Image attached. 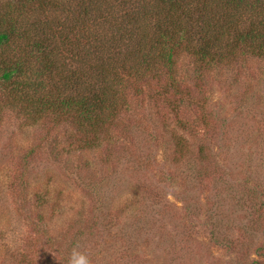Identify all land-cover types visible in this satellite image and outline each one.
I'll return each mask as SVG.
<instances>
[{
    "label": "rangeland",
    "instance_id": "1",
    "mask_svg": "<svg viewBox=\"0 0 264 264\" xmlns=\"http://www.w3.org/2000/svg\"><path fill=\"white\" fill-rule=\"evenodd\" d=\"M248 65L210 73L223 124L213 134H190L145 100L146 119L128 138L116 132L79 151L72 130L58 127L50 137L61 160L41 142L23 175L21 154L47 127L0 122V264H69L73 249L90 264L264 261V62Z\"/></svg>",
    "mask_w": 264,
    "mask_h": 264
},
{
    "label": "trees",
    "instance_id": "2",
    "mask_svg": "<svg viewBox=\"0 0 264 264\" xmlns=\"http://www.w3.org/2000/svg\"><path fill=\"white\" fill-rule=\"evenodd\" d=\"M252 61L264 62V0H0V122L47 127L23 150V175L42 143L61 160L58 127L79 151L128 138L145 100L190 134L222 130L209 75ZM175 138L183 158L186 138Z\"/></svg>",
    "mask_w": 264,
    "mask_h": 264
},
{
    "label": "clouds",
    "instance_id": "3",
    "mask_svg": "<svg viewBox=\"0 0 264 264\" xmlns=\"http://www.w3.org/2000/svg\"><path fill=\"white\" fill-rule=\"evenodd\" d=\"M69 264H90V261L85 253L73 249L69 257Z\"/></svg>",
    "mask_w": 264,
    "mask_h": 264
}]
</instances>
